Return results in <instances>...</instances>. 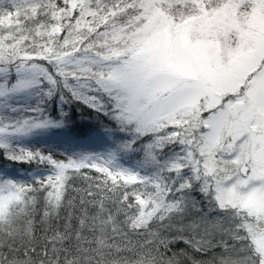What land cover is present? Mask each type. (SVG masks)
Here are the masks:
<instances>
[{
	"label": "snow or ice",
	"instance_id": "6c2138e0",
	"mask_svg": "<svg viewBox=\"0 0 264 264\" xmlns=\"http://www.w3.org/2000/svg\"><path fill=\"white\" fill-rule=\"evenodd\" d=\"M0 264H264V0H0Z\"/></svg>",
	"mask_w": 264,
	"mask_h": 264
},
{
	"label": "trees",
	"instance_id": "16d2710c",
	"mask_svg": "<svg viewBox=\"0 0 264 264\" xmlns=\"http://www.w3.org/2000/svg\"><path fill=\"white\" fill-rule=\"evenodd\" d=\"M73 107H75V106H73ZM75 115H76V118L79 120V118H80V113H79L78 110L75 112ZM85 115H87V113H85ZM24 167L27 168V165H25Z\"/></svg>",
	"mask_w": 264,
	"mask_h": 264
},
{
	"label": "rangeland",
	"instance_id": "374dc122",
	"mask_svg": "<svg viewBox=\"0 0 264 264\" xmlns=\"http://www.w3.org/2000/svg\"><path fill=\"white\" fill-rule=\"evenodd\" d=\"M37 147H46V145H36ZM58 151H63V149H58Z\"/></svg>",
	"mask_w": 264,
	"mask_h": 264
}]
</instances>
